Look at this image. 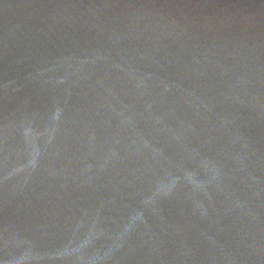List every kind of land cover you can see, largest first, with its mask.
I'll use <instances>...</instances> for the list:
<instances>
[{
    "label": "water",
    "instance_id": "water-1",
    "mask_svg": "<svg viewBox=\"0 0 264 264\" xmlns=\"http://www.w3.org/2000/svg\"><path fill=\"white\" fill-rule=\"evenodd\" d=\"M0 264H264V0H0Z\"/></svg>",
    "mask_w": 264,
    "mask_h": 264
}]
</instances>
